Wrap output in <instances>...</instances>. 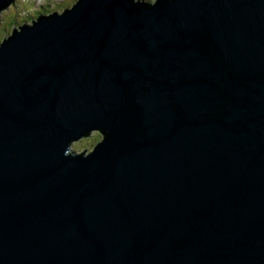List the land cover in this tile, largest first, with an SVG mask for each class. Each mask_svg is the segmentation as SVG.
<instances>
[{
  "label": "water",
  "instance_id": "water-1",
  "mask_svg": "<svg viewBox=\"0 0 264 264\" xmlns=\"http://www.w3.org/2000/svg\"><path fill=\"white\" fill-rule=\"evenodd\" d=\"M0 264H264V0H77L13 27Z\"/></svg>",
  "mask_w": 264,
  "mask_h": 264
},
{
  "label": "rangeland",
  "instance_id": "rangeland-1",
  "mask_svg": "<svg viewBox=\"0 0 264 264\" xmlns=\"http://www.w3.org/2000/svg\"><path fill=\"white\" fill-rule=\"evenodd\" d=\"M148 1H153V0H148ZM45 4H49L48 10L51 11V8L56 10L60 9L58 12H61L62 9L70 5L72 6L74 4V0H47ZM45 4L43 3V0H37L36 2H34L33 12L36 9L41 10V6ZM1 18H2V14L0 15V20ZM23 19L24 18H17L16 20H11L6 22H4L3 20L2 22H0V33L3 32V34H6V35H0V41L4 37L6 36L8 37L11 34L13 27L15 28L16 26L18 28L21 25H24V23H22ZM11 23H14V25L11 26L10 25ZM99 140H100V134H98L97 132L92 133L91 143H76V150H77L76 152L82 153L85 151L88 153V151H90L93 148L94 142H97Z\"/></svg>",
  "mask_w": 264,
  "mask_h": 264
},
{
  "label": "trees",
  "instance_id": "trees-1",
  "mask_svg": "<svg viewBox=\"0 0 264 264\" xmlns=\"http://www.w3.org/2000/svg\"><path fill=\"white\" fill-rule=\"evenodd\" d=\"M36 1L37 0H18V1L16 0L14 5L8 11H5L4 13H2V18H1L0 22H2L3 20H4V22H6V21H11V20H16L17 18H24L22 20V23L26 24V23H29L30 21L36 19L37 17L43 15V14L47 15V14H51L52 12H58L60 10V9L56 10L53 8H51V11L48 10L49 4H45L47 2V0H43V3L45 5L41 6V10L36 9L33 12L34 2H36ZM76 1L77 0H74V3ZM68 7H71V5ZM68 7L62 9L61 12L63 10L68 9ZM10 25L12 26V25H14V23H11ZM0 35H4L3 32L0 33ZM95 143H97V142H94L93 145H95ZM73 150H75V149L73 148ZM75 151H77V150H75Z\"/></svg>",
  "mask_w": 264,
  "mask_h": 264
},
{
  "label": "bare ground",
  "instance_id": "bare-ground-1",
  "mask_svg": "<svg viewBox=\"0 0 264 264\" xmlns=\"http://www.w3.org/2000/svg\"><path fill=\"white\" fill-rule=\"evenodd\" d=\"M11 8V7H10ZM4 13V12H3Z\"/></svg>",
  "mask_w": 264,
  "mask_h": 264
}]
</instances>
